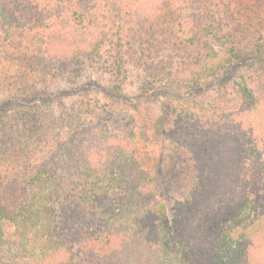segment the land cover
<instances>
[{
  "label": "trees",
  "instance_id": "trees-1",
  "mask_svg": "<svg viewBox=\"0 0 264 264\" xmlns=\"http://www.w3.org/2000/svg\"><path fill=\"white\" fill-rule=\"evenodd\" d=\"M244 2L0 0V48L26 56L0 57V91L71 66L115 93L133 76L178 94L161 129L170 209L134 116L86 91L51 119L2 124L0 264H264V59L203 95L234 66L232 19L264 18V0Z\"/></svg>",
  "mask_w": 264,
  "mask_h": 264
},
{
  "label": "rangeland",
  "instance_id": "rangeland-1",
  "mask_svg": "<svg viewBox=\"0 0 264 264\" xmlns=\"http://www.w3.org/2000/svg\"><path fill=\"white\" fill-rule=\"evenodd\" d=\"M215 1L224 3L228 0ZM244 1L246 3L248 0ZM230 8L233 10L232 7ZM258 13H261V9ZM254 15L255 13H238L232 19L235 26L240 29L233 43L236 55L234 66L219 82L210 85L203 95H210L211 91L231 86L232 82L240 76L253 75L262 63L264 48L261 49V53H258L256 46L264 47V21H262L264 18L260 16L258 20H254ZM8 54L3 47L0 48L2 61L6 57L19 59L25 56L18 53ZM70 69H72L71 66L57 68L52 72L48 70L41 74L42 76L35 75L36 72L32 75L27 74L13 81L10 90L0 91V126L21 116L51 119L58 114L61 106L71 104L86 91L88 95L98 99L110 110L124 113L127 117L134 116L139 129L143 165L153 171L156 179L155 192L170 209L173 196L166 191L164 182L176 163L169 157L171 142L161 135V129L165 116L170 107L175 104L178 94L147 93L137 90L139 83L133 76L123 86L121 92L115 93L110 91L112 84L108 83L107 79L101 78L99 74L83 72L75 76L73 72L68 73ZM95 80L98 85L93 84ZM101 87L108 88V92ZM121 129L117 128L116 131L121 132Z\"/></svg>",
  "mask_w": 264,
  "mask_h": 264
}]
</instances>
